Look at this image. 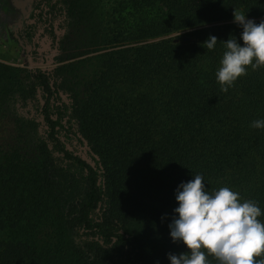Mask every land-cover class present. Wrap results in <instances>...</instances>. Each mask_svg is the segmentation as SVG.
I'll use <instances>...</instances> for the list:
<instances>
[{
    "label": "trees",
    "instance_id": "1",
    "mask_svg": "<svg viewBox=\"0 0 264 264\" xmlns=\"http://www.w3.org/2000/svg\"><path fill=\"white\" fill-rule=\"evenodd\" d=\"M234 12L259 23L264 0H121L104 28L88 9L85 59L54 73L0 62V85L12 83L0 86V264H169L187 251L169 235L175 190L195 174L264 210V128L251 127L264 119V66L227 92L215 76L223 40L242 31ZM41 97L46 137L19 110Z\"/></svg>",
    "mask_w": 264,
    "mask_h": 264
},
{
    "label": "clouds",
    "instance_id": "2",
    "mask_svg": "<svg viewBox=\"0 0 264 264\" xmlns=\"http://www.w3.org/2000/svg\"><path fill=\"white\" fill-rule=\"evenodd\" d=\"M234 22L242 31L239 39L230 35L223 40L225 50L215 73L225 92L247 74L249 66H264V20L256 23L246 14L234 12ZM217 41L221 40L210 35L203 44L213 50ZM251 127L264 128V119L252 121ZM175 200L169 235L187 251L168 253L169 264H211L209 256L218 264H264V221L258 219L264 210L258 202L241 198L227 186L209 191L201 174L182 181L175 190Z\"/></svg>",
    "mask_w": 264,
    "mask_h": 264
},
{
    "label": "rangeland",
    "instance_id": "3",
    "mask_svg": "<svg viewBox=\"0 0 264 264\" xmlns=\"http://www.w3.org/2000/svg\"><path fill=\"white\" fill-rule=\"evenodd\" d=\"M33 1L0 0V62L24 70L43 68L54 73L88 56V9L94 12L95 26L104 28L107 14L121 0H71L67 4L64 0H47L43 12L33 11ZM28 24L33 34L31 44L24 42ZM15 27L18 28L15 30ZM67 76L68 71H60L61 82ZM11 84L5 81L0 86L8 88ZM60 97L64 103L71 104L66 90L61 89ZM38 98L22 101L19 110L26 118L36 120L39 135L46 137L42 97ZM60 136L70 151L93 163L86 143L78 139L80 135L62 131ZM49 144L53 150V145ZM54 156L61 159L56 152Z\"/></svg>",
    "mask_w": 264,
    "mask_h": 264
},
{
    "label": "water",
    "instance_id": "4",
    "mask_svg": "<svg viewBox=\"0 0 264 264\" xmlns=\"http://www.w3.org/2000/svg\"><path fill=\"white\" fill-rule=\"evenodd\" d=\"M18 27H15V30L17 29Z\"/></svg>",
    "mask_w": 264,
    "mask_h": 264
}]
</instances>
